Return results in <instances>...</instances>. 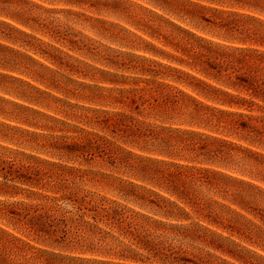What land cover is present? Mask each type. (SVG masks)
I'll use <instances>...</instances> for the list:
<instances>
[{
    "label": "rangeland",
    "instance_id": "374dc122",
    "mask_svg": "<svg viewBox=\"0 0 264 264\" xmlns=\"http://www.w3.org/2000/svg\"><path fill=\"white\" fill-rule=\"evenodd\" d=\"M263 5L0 0V264H264V101L187 64Z\"/></svg>",
    "mask_w": 264,
    "mask_h": 264
},
{
    "label": "trees",
    "instance_id": "16d2710c",
    "mask_svg": "<svg viewBox=\"0 0 264 264\" xmlns=\"http://www.w3.org/2000/svg\"><path fill=\"white\" fill-rule=\"evenodd\" d=\"M258 5L259 3H255L254 6ZM202 7L206 8L204 6ZM208 9L214 10L215 13L221 16L229 15L236 17L239 15V13L235 11H227L219 8ZM251 19H253V17ZM225 25H228V31L230 33L239 29L237 20L235 19L229 20L228 23ZM253 34H256V32H254ZM248 38L252 39L255 37ZM262 40V42H264V39ZM224 47L233 50L234 53L220 52V55L224 57V60L222 62H211L207 59L204 60L202 59L201 55H198L193 57V63L187 64L192 68H197L198 65L204 66L206 64V67L199 69L206 76L214 78L216 80H221V78H223V81L221 82H223V84L227 88L236 91H246L249 94L258 97L262 101H264V50L249 46L225 45ZM238 64H241V67H238ZM243 69L244 72L239 73V71ZM182 72L185 73L188 77H191L193 80L196 79L197 82H195V84L198 88L203 86L204 88L209 89L211 91L219 92L232 98H239L237 101L232 100L226 102L229 105L243 104L241 102H249L250 104L254 103L253 100H248L245 97H239L237 94L227 89L215 87L214 85L206 82L201 78L196 77L195 75L184 71ZM261 107L264 108L263 106Z\"/></svg>",
    "mask_w": 264,
    "mask_h": 264
}]
</instances>
